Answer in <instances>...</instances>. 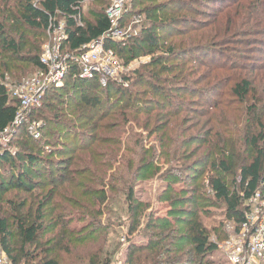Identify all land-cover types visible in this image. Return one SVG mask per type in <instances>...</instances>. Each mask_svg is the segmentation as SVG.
Here are the masks:
<instances>
[{
    "label": "trees",
    "instance_id": "obj_1",
    "mask_svg": "<svg viewBox=\"0 0 264 264\" xmlns=\"http://www.w3.org/2000/svg\"><path fill=\"white\" fill-rule=\"evenodd\" d=\"M85 1L87 0H36V2L34 0H0V134L7 128L12 129V140L8 145H2L0 150V169H4L0 174V198L11 189L32 192L35 188L33 179L47 176V172H49L51 163L44 160L43 155L52 157L54 155L62 156L64 153L69 154L63 163L59 164V166H63V169L57 182L55 185L50 184L51 188L38 201L35 220L32 223L17 222L23 246L35 247L32 255L24 251H20V253L14 251L10 239L12 235L9 222L6 217L0 214V249L12 264H20L22 261H25V264H59L53 255L58 247L41 248L38 244L41 238L40 232L44 229L43 220L47 215L52 218L50 219L51 230L58 229L59 232H62L67 240L66 245L90 243L98 246L102 243L106 237L104 232L107 228L96 221L102 213L98 211L93 223L78 231L69 229L72 222L71 217L73 218L75 214H79L84 209L94 186L104 176V170L100 171V168L104 165V168L109 169L112 163L116 162L121 152L119 148L121 144H115V136L120 134L122 125L129 122L130 114L134 115L133 120L138 127L145 131L161 121L155 132H159L163 137V156L168 162L174 161L179 150L178 108L165 95L166 89L159 82V76L173 75L176 70L180 72L179 69L167 65L173 60H178L181 55H177L179 50H175V45L172 42L168 47H165L166 41L187 36L190 45L195 44L191 48L197 47L196 35H188L195 34L197 30L192 29L187 33L172 31V24L177 21L183 22V18L172 21L162 20L160 13L167 9L163 6L146 7L142 11L148 19L147 25L143 27L138 37L131 41L128 40L124 44L108 40L104 44L106 49H111L126 64L136 55L153 54L151 62L145 66L149 70L148 77L137 71L133 75L135 77H126L122 81V85L109 82L106 87H102L96 78L80 79L79 68L76 65H70L63 87L50 89L55 96H45L44 102L46 100L47 104L30 110L20 123L12 125L20 104L17 99L11 97L5 84L6 79L13 81L18 77L17 75L25 74L28 69L42 71L45 68L40 61V50L41 39L46 31L58 28L60 25L58 21L61 20L65 33L61 50L65 54H79L86 51L90 44L96 42L110 30L112 23L106 14L109 6L108 0H93L101 6V9L92 12L90 20L83 17L82 6ZM261 1L257 0V2ZM127 15L126 12L123 13L122 20L126 19ZM170 32L169 38L161 35ZM29 33L36 37L35 42L28 39ZM159 51L160 55L156 56L155 54ZM133 78H136L137 86L146 84L145 93L152 97H150L152 101L156 100L158 96L164 97V100L167 101L164 107H161L163 112L166 107L168 109L163 120L157 117L153 119L151 117L153 109H149L145 103L132 95L130 86L133 84ZM231 81L233 85L229 89L230 95L245 102L251 93L250 81L241 76L235 77ZM126 82L129 86L124 87ZM179 90L175 89L173 92L178 93ZM65 91L70 92L71 96L61 94ZM185 91L188 92L187 89ZM113 97L116 99L113 100ZM64 100L76 101L67 108L68 111H71V115H76L75 121H66L62 111H57V108L50 103H61L67 107ZM123 102L125 104L114 111ZM154 104L163 105L157 101ZM44 109L51 111L50 115L52 116L43 115ZM106 111L107 113H105ZM57 112H60L61 115H58ZM81 122L85 123L80 125ZM30 123L39 125V128L37 127V131L40 133L39 138L34 139L28 133L27 126ZM77 123L80 127H77ZM49 125H54L55 128L50 130L48 129ZM57 128L61 133L57 132ZM262 128L261 131L247 138L246 142L251 146L253 156L239 167V179L232 187L227 184L225 179L226 175L231 174L233 162L232 159H228L225 151L232 150L230 147L232 141L223 137L230 135L228 129L225 127L224 131L222 129L211 131L206 135L207 139L203 140L204 144L217 145L222 148V158L220 157L221 159L211 165L218 175L209 177L207 185L204 186L224 206L225 217L238 228L246 220V214L251 211L250 205L247 204L248 201L257 193L260 195V199L264 200V125ZM201 129L204 131L203 128ZM108 132H112L113 139H104ZM86 133L89 137L86 136ZM47 138H52L55 141L58 139V142L69 141L61 143V150H49L44 148L48 144H43ZM83 139H87L86 143L83 142ZM109 143L118 147H108ZM60 151L62 153H57ZM97 151L104 153V158H109L112 161L103 164L100 162L99 153L96 155ZM121 153L120 158L130 154L138 158L143 155L139 151L136 152L134 147L129 148L128 143L124 146V152ZM133 173L137 176L136 179H151L155 175V170L152 163L144 162ZM130 175L128 174L119 184L126 190V204L130 219L128 234L131 236L140 225V216L144 209L136 203L133 189L130 187L132 184L129 180ZM163 178L171 183L168 185L171 189L174 183L179 182L176 175L170 174L169 171ZM172 191L175 192L173 189ZM179 194L175 199H171L168 194L165 199L177 206H181V204L196 205V201L188 197H180L186 193ZM107 201L108 197L103 193L98 198L100 206ZM169 216L165 219H153L150 216L146 226L147 230H152L147 236L148 242L143 246L131 244L124 264H216L210 262L208 257L219 251L218 245L208 240L206 230L199 221L198 212L175 208ZM184 216H189V219L186 221ZM78 221L84 222L81 218ZM90 229L91 231H89ZM54 240L56 238L49 244ZM100 263L101 261L95 258L89 261V264ZM102 263L107 264L103 261Z\"/></svg>",
    "mask_w": 264,
    "mask_h": 264
},
{
    "label": "rangeland",
    "instance_id": "obj_2",
    "mask_svg": "<svg viewBox=\"0 0 264 264\" xmlns=\"http://www.w3.org/2000/svg\"><path fill=\"white\" fill-rule=\"evenodd\" d=\"M108 5L107 16L111 17L108 13H112V19L115 21L118 18L120 27L128 30L129 34L126 41H131L140 35L143 27L147 25L148 19L142 11L151 6L167 7L164 12L160 13L162 20L172 21L183 18V22L177 21L172 24V31L187 33L192 29L197 30L195 34H188L190 36L196 35L195 43L197 47L191 48L195 44L190 45L187 36L166 41L165 47H168L169 43L172 42L175 45V50H179L177 55H181L178 60H173L167 65L179 69L180 72L176 70L173 75L164 74L159 76V82L166 89L165 95L178 108L179 114L177 117L180 120L179 150L174 161L168 162L163 156V137L159 132H155L161 121L145 131L138 127L133 120L134 115L130 114L129 122L124 126L122 125L120 134L115 136V144L120 143L121 147L119 148L121 152H124V146L128 143L129 148L134 147L136 152L139 151L143 154L142 157L138 158L130 154L120 158L122 156L120 152L111 168H104L103 165L100 171L104 170V176L94 186L84 209L79 214H75L73 218L71 217L72 222L69 229L78 231L81 228L89 227L96 219L99 211L102 215L98 216L96 221L107 228L104 232L106 233L105 239L99 244L100 246L91 245L90 243L68 246L62 232H59L58 229L51 230L50 219L52 218L47 215L43 220L44 229L40 232L41 238L38 244L41 248L58 247L53 255L59 264H89V261L93 258L99 259L100 264H103L102 261L107 262V264H124L131 244L143 246L148 242L147 236L150 235L152 230H147L146 226L150 216L153 219H165L170 217L169 215L173 213V209L179 208L197 211L200 217L199 221L206 230L208 240L217 245H223L230 237L239 235V228L225 217L224 206L204 186L207 185L209 177L218 175V172H215L211 165L222 158V148L217 145L204 144L203 140L207 139L206 135L210 134L211 131L215 132L218 129L224 131L225 127L228 129L230 135H224L223 137L230 139L233 146L230 144L232 150L225 151L228 159H232L233 162L231 174L226 175L225 179L230 187L236 185L239 179V167L248 162L253 156L251 146L248 145L246 140L261 131L264 125V0L261 2H257V0H108ZM100 9L101 6L98 3L87 0L82 6L83 17L90 20L92 12ZM114 10L116 11L113 12ZM125 12L128 15L126 19L122 20ZM136 19L139 22H136ZM58 23L62 24V21L59 20ZM53 29L46 31L41 39V55L46 47H52V45L59 43L61 32H53ZM171 32L161 35L169 38ZM28 39L35 42L36 37L29 33ZM61 46L60 44L58 48L60 54L63 53ZM152 55H136L127 64L115 55L118 84L122 85V81L126 77H135L133 75L137 71L148 77L147 72L149 70L145 66L151 62ZM155 55H160V51ZM17 76L13 81L6 79L5 84L9 86L10 91L23 82L37 78L42 79V77H39V71L32 69H28L25 74ZM238 76L246 78L251 83V93L245 102H241L230 95L229 89L233 85L231 80ZM133 79V84L130 86L132 95L145 103L149 109H153L151 113L153 119L156 117L162 119L168 109L166 107L165 112H163L161 107H164L167 101L161 96L152 101L151 96L145 93L146 84L143 83L137 86L135 84L136 78ZM182 79L184 81H181ZM154 82L159 84L156 80ZM126 86H129L127 82L124 83V87ZM62 87L63 85L60 87L48 85L44 95H42L40 107L47 104L46 100L44 102L45 96H55L51 92V88L59 89ZM175 89H180V92H173ZM186 89L188 92L185 91ZM12 93L11 97L14 98ZM61 94L71 96L68 91ZM115 99L113 97V100ZM156 101L163 105L154 104ZM50 103L57 108V111H62L61 113L66 121H75L77 118L76 115H71L70 110H67L68 107L76 103L75 100L72 102L64 100V103L68 105L67 107L61 105V103ZM124 104L125 102L121 103L114 111H117ZM47 111L44 109L42 114L45 116L50 115L51 111ZM61 113L57 112L58 115H61ZM82 123L85 122H81L80 125ZM77 124V127H80L79 123ZM54 128V125L48 126L50 130ZM57 132L61 133L59 128H57ZM11 133L12 129L3 135L2 145L9 144L12 140ZM111 133L108 132L104 139H113ZM86 136L89 137L87 133ZM198 138L200 140H196ZM56 140L47 138V141L43 144L48 145H45L44 148L61 150V143L69 141L58 142V139ZM84 141L86 143L87 139H83ZM109 144L108 147H118L113 143ZM98 153L99 151L96 152V155ZM68 155L67 153L52 157L43 155V159L51 163L49 172H47V176L33 179L35 188L32 192L11 189L0 198V210H2L0 214L6 217L9 222L12 235L10 239L15 252L24 251L30 255L34 253L35 247L23 246L17 222L32 223L35 220L38 201L51 188L50 184L55 185L57 182L63 169V166H59V164L63 163ZM99 156L100 162L103 164L112 161L109 158H104V153H99ZM144 162L153 164L155 175L151 179H136L137 176L133 172L141 167ZM3 171L4 169L1 168L0 174ZM168 171L179 179V182L174 183L172 186L175 192L168 186L171 183L163 178ZM128 174H131L129 177L132 183L130 187L133 189L136 203L144 209L140 216V225L131 236L128 234L130 219L126 204V190L119 184ZM181 192L186 194L180 197H188L196 201V205L181 204V206H177L169 202L170 200L165 199L168 194L171 199H175L176 195H180ZM102 193L108 197V201L100 206L98 198L100 195L102 196ZM260 203L264 206V200L261 199ZM248 205H250V209L255 208L252 203ZM184 217L186 221L189 219V216ZM80 218L84 222H79L78 219ZM54 238L56 240L49 244ZM0 254H3L1 249ZM208 260L216 264H227L226 255L221 250L210 255ZM204 262L206 261L204 260ZM20 264H25V261Z\"/></svg>",
    "mask_w": 264,
    "mask_h": 264
},
{
    "label": "built area",
    "instance_id": "obj_3",
    "mask_svg": "<svg viewBox=\"0 0 264 264\" xmlns=\"http://www.w3.org/2000/svg\"><path fill=\"white\" fill-rule=\"evenodd\" d=\"M116 7V6H115ZM114 10L113 12H115ZM107 12V11H106ZM111 20V28L100 39L90 44L86 51L79 54L58 53V48L64 40V24L54 28L53 32L60 31L61 36L57 45L46 47L40 56L44 69L39 71V77L32 81H26L13 87L10 91L14 99L19 101V110L12 125L20 123L24 115L41 106V98L48 85L60 87L64 84L70 65L79 68L80 79L96 78L102 87H106L109 82H117V67H115V55L111 49L105 48V42L111 41L117 44H124L128 39V30L120 27L118 18L114 21L112 13H108ZM120 18V17H119ZM136 22H139L136 19ZM61 42V43H60ZM39 125L30 123L27 126L28 133L34 139L39 137L37 127ZM9 128L0 134V150L2 147V137ZM260 195L255 194L248 204L255 205L254 209L246 214V220L239 227V235L230 237L223 245H218V249L226 255L228 264H264V206L260 203ZM12 262L3 253L0 254V264H11Z\"/></svg>",
    "mask_w": 264,
    "mask_h": 264
}]
</instances>
